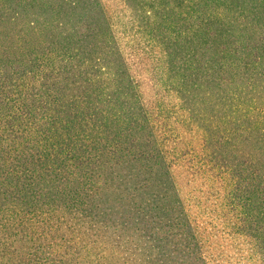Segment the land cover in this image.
<instances>
[{
	"label": "trees",
	"instance_id": "trees-1",
	"mask_svg": "<svg viewBox=\"0 0 264 264\" xmlns=\"http://www.w3.org/2000/svg\"><path fill=\"white\" fill-rule=\"evenodd\" d=\"M117 1L0 0V264H63L73 251L62 254L58 239L87 236L92 244L88 229L122 227L104 213L113 208L115 177L131 171L145 183L136 192L117 185L121 210L137 212L135 224L145 227L162 226L165 217V226L179 224L196 246L198 228L204 264L215 260V233L203 230L193 203L179 192L177 177L192 179L198 157L178 153L181 141L169 142L164 133L178 122L196 132L187 103L203 84L210 130L201 165L206 156L214 166L217 158L224 163L230 177L223 203L231 210L221 213L229 223L240 217L238 229L264 258V174L246 167L256 161L231 162L214 150H238L234 141L244 128L245 140L255 134L264 140V0H189L178 21H168L159 0H121L116 8ZM48 9L55 12L51 20L29 18ZM206 91L224 97L209 101ZM219 128L218 138L211 131ZM216 195L204 186L205 213ZM159 203L163 211H153Z\"/></svg>",
	"mask_w": 264,
	"mask_h": 264
},
{
	"label": "rangeland",
	"instance_id": "rangeland-1",
	"mask_svg": "<svg viewBox=\"0 0 264 264\" xmlns=\"http://www.w3.org/2000/svg\"><path fill=\"white\" fill-rule=\"evenodd\" d=\"M47 1L51 3L52 0ZM114 1L116 2L117 0ZM159 1L162 2V9L165 8V12L163 11L162 14H165V17L168 19V21L170 19L173 21H178V18H182V14L180 15L178 10L184 12L190 9V6L188 5L189 0ZM34 2L36 4H41L42 0H34ZM121 2V0H118L116 5L113 3L112 4L116 8H119L124 6ZM131 3L132 2H130V4ZM12 4L15 6V3ZM29 9L31 12L32 9ZM48 10L49 11L47 12V15H42L40 12L36 11L34 13H30L29 18L32 20H42L44 17L48 16V20H51L55 12L50 9ZM174 13L175 15L172 16ZM63 16V20H70L68 16ZM136 25L140 27L141 21ZM184 27H186V25H184ZM190 84H192V82ZM203 89L204 84L201 86L200 90L193 89L194 91L192 90L193 93L189 97V104L187 103V105H192L194 107V109L191 111L192 113L190 114L192 115V118H190L191 120L188 121L192 123L194 122L193 131L196 132L188 133V129L186 126L182 125V122L175 124L177 126L175 131H171L170 129L164 130L165 134L171 136V139L167 136L169 138V142H173L175 138L181 141L178 147L180 152L178 153H186L188 150L189 152L191 151V153H193L192 156L195 155L198 157L195 164V169L197 170L192 171V179H187L186 177H177V179H181L182 181L180 182V195H182V197H186V199L191 204L193 203L195 208L194 213L200 218L203 224V230L204 226L207 225V229L215 233L216 246L215 248L213 247V250L216 251V259H212L211 262H208L209 264H245L247 261L244 259V257L249 258L250 264H264V258L263 256H260L259 253H257L254 240L246 233L241 232L238 229V226L240 225V219L238 218L240 217H233L232 220L234 221L229 223L224 219V215L221 213L222 211L229 212V210H231L226 200H224L223 203V196L227 192L224 190H226V186L229 184L230 177L229 172H227V168L223 165L224 163L217 158V163L214 166V164L208 161L210 158L206 156V166L204 167V164L201 165L202 162L204 163L203 145L204 137H206L205 130H210V127H208V125H206L207 123L204 121L205 107ZM205 96H208L209 101L216 100L217 98L220 100L219 97H224V92H221L219 95L217 93L210 94V92H207ZM176 97V94L173 93L172 98L175 99ZM221 109L222 103L217 109L219 114L221 113ZM209 111L212 110L209 109ZM248 122L249 121L246 119V123ZM212 132L213 134L214 132L217 133L215 135L218 137L222 130L219 128L216 131H211V133ZM241 133L242 132H240L238 135L239 140L234 141V144H236L237 148H239L238 150L231 148V150L226 151L225 146H217L214 149L215 155L220 158L222 154H228L231 162H234L233 160L236 162L242 161L243 159H247L250 162L256 161L252 165L248 163L250 166L246 167H250L251 169H259V171H261L260 175H263L264 140L260 141L259 139H256V134L251 138L253 140H245L244 137L247 135L245 128L243 129V134ZM193 146H196L197 150ZM198 148L202 150L201 152L199 151V153ZM246 150L253 153H244ZM248 154H252L254 159L249 158L250 156L247 157ZM176 160H179V162L182 164L184 163L182 159ZM183 160L185 162L187 161V159ZM182 164H180V167L184 168ZM208 166H213V170L218 173L217 177L213 175V171L206 168ZM204 168H206L205 172ZM197 171H199V173H193ZM250 171L251 170H249V172ZM148 176H150V174H148ZM222 176L223 179L221 178ZM216 178H218V180H216ZM262 179H264V176ZM114 183L116 184V186L113 188L115 192L110 198L112 201L111 206H113V208H106L104 216H109L112 224L114 222L121 221L124 223V225L120 223L122 227L111 226L107 229L102 227L101 230L93 231L92 229H88V232L91 231L90 234L92 235V238L95 239V242H93V239H91L92 244H90L89 238L87 236L78 237L77 239H73V242L71 240L66 244H63L61 239H58V241H60V245L62 246V254L69 250L73 251V255L63 258V264H204V243L201 241L200 235L197 234L198 228H196V236L198 237L200 246L197 245V247V242L195 239H193L192 236H189L185 230L181 229L179 224L176 223L174 228L165 226V224L168 223L165 217L162 218L163 222H160L162 223V226H156V223L154 222H150V224L147 223V227H145V222H143L142 225L135 224L136 219L140 218L138 216L139 214L137 212L133 213L121 210L120 207L122 203L125 202V199L120 197V190L117 189V185L121 186L122 189L128 188L132 189L133 192H136L141 185H144L145 182H143L142 179L136 177L131 171L127 175L115 177ZM222 183L224 186L223 189H221ZM204 186L207 187V189H209L212 193L217 194L216 196L212 197L215 201V205L213 207H208L206 213L204 212ZM218 188L221 189L220 194L219 191L217 192ZM157 192L163 194L164 189H161L160 191L157 190ZM143 197L144 196L140 195L137 197V199H139L140 202H150L145 198L142 200ZM146 197H150V194L146 193ZM199 199L203 200V203H200ZM164 206V204L159 203L158 206L153 208V211L160 209L158 212H161L163 211L161 209H164ZM147 209L149 208L147 207ZM167 209H169V207H167ZM110 212H112V214H110ZM232 212H234L235 215L239 214L238 210L237 214L234 209L231 211V214ZM169 216H172L171 213H169ZM173 221L176 222L175 220ZM62 230L64 231L60 232L64 234L65 238L71 237L72 232L70 229L62 228ZM237 230L240 232L239 235L237 234ZM58 233L59 231H57L56 235H58ZM175 234L177 235L174 236ZM98 235H100L101 238H98ZM19 237L18 239H15V241L19 240ZM23 238L27 237L22 235V240ZM104 238L107 241H105ZM238 242H242L241 245L243 246L245 253L239 251ZM205 250L207 249L205 248ZM238 251L240 256H237ZM201 255L202 258H200ZM47 256L53 263L62 261L56 256L50 254ZM220 261L221 263H219Z\"/></svg>",
	"mask_w": 264,
	"mask_h": 264
}]
</instances>
